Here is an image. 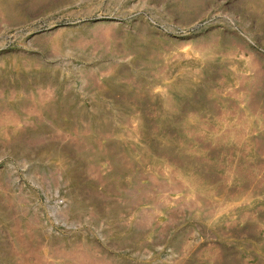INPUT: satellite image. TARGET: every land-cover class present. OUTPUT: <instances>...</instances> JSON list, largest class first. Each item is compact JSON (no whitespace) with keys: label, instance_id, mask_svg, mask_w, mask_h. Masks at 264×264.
<instances>
[{"label":"rangeland","instance_id":"obj_1","mask_svg":"<svg viewBox=\"0 0 264 264\" xmlns=\"http://www.w3.org/2000/svg\"><path fill=\"white\" fill-rule=\"evenodd\" d=\"M0 264H264V0H0Z\"/></svg>","mask_w":264,"mask_h":264}]
</instances>
